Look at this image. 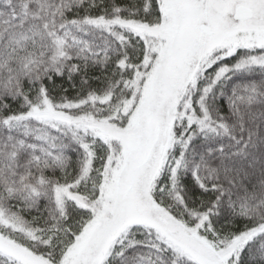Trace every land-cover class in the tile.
I'll return each mask as SVG.
<instances>
[{
    "label": "snow or ice",
    "instance_id": "snow-or-ice-1",
    "mask_svg": "<svg viewBox=\"0 0 264 264\" xmlns=\"http://www.w3.org/2000/svg\"><path fill=\"white\" fill-rule=\"evenodd\" d=\"M0 264H264V0H0Z\"/></svg>",
    "mask_w": 264,
    "mask_h": 264
}]
</instances>
